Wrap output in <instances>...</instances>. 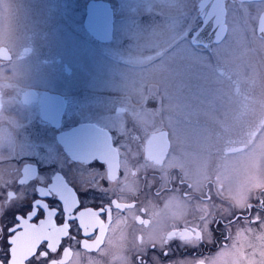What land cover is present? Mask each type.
<instances>
[{
	"label": "flooded vegetation",
	"instance_id": "flooded-vegetation-1",
	"mask_svg": "<svg viewBox=\"0 0 264 264\" xmlns=\"http://www.w3.org/2000/svg\"><path fill=\"white\" fill-rule=\"evenodd\" d=\"M74 1L77 5L70 6ZM90 1L45 0L33 9L32 23L22 24L9 39L0 38V51L7 53L0 56V129L4 130L0 132V226L14 223L39 184L59 179L69 201L68 215L78 217L84 231L93 235H80L75 221L71 233L67 224L57 227L62 219L59 216L57 221L49 217L40 226L34 221L26 229L25 255L41 240L48 239L55 246L66 236L69 238L62 241L65 254L58 264H109L110 255L121 251H132L136 264H157L155 258L168 264L177 258L189 264H219L216 260L225 255L224 248L240 237L242 222L237 217L251 220L258 214L262 220L264 212L249 215V209L244 214L235 205H227L225 181L215 179L221 160L213 162V168L219 166L216 170L208 171L209 145L204 134L198 139L174 141L177 159L190 161L186 179L179 163L165 160L156 133L162 118L167 122L171 115L175 120L177 113L161 116L157 111L154 116L137 117L132 109L141 111L138 91L145 84L160 93L174 91L175 81L165 69L183 68L184 60H173L178 50L173 53L169 48L171 41L156 44L157 36L139 35L152 23L148 15L139 14V7H132L133 0H102L107 3L103 8L109 15L110 37L97 38L85 23ZM163 3L159 1L162 9L167 8ZM175 22L170 25L174 32ZM245 27L248 35L261 40L255 32L257 23ZM132 31L133 40L128 38ZM263 42L257 50H264ZM231 52L228 49V55ZM204 55L215 65L210 54ZM182 79L187 84L188 76ZM201 86L208 99L200 105L192 102L195 125L194 114L209 117L202 107H209L210 86L202 82ZM190 89L195 92L197 87ZM122 105L130 106L128 116L119 112ZM164 106L167 108V102ZM156 107V101L149 100L146 111L152 113ZM105 132L110 136L107 149L100 144ZM257 132L258 128L251 137ZM184 147L191 154L184 153ZM98 148L103 151L99 159L104 168L90 162L93 157L89 154ZM218 154L222 159L223 152ZM158 157L162 158L155 159ZM201 161L206 169L197 163ZM23 169L31 170V183H17L23 179ZM9 193L16 199L9 202ZM257 197L264 199V193L246 205L255 204ZM77 203L81 211L73 213ZM101 209L104 215L99 214ZM197 232L202 234V242L173 238Z\"/></svg>",
	"mask_w": 264,
	"mask_h": 264
},
{
	"label": "snow or ice",
	"instance_id": "snow-or-ice-1",
	"mask_svg": "<svg viewBox=\"0 0 264 264\" xmlns=\"http://www.w3.org/2000/svg\"><path fill=\"white\" fill-rule=\"evenodd\" d=\"M170 2L176 9L178 17L175 22V32L172 36L169 48L175 53L176 50L184 51L195 56L197 59L207 61V67L216 77L217 82L223 84L225 80L230 81L236 85L237 96L240 94V76L241 72L239 66L236 69L229 67L233 61L225 59L228 55V48L225 47V38L232 35L236 30L229 31V15L231 14L232 20L240 18L241 15L251 16L252 8L246 6H264V0H166ZM151 10V6H150ZM258 25L255 32L261 40H264V17H257ZM193 21H195L193 23ZM241 22V20H240ZM242 23V22H241ZM244 31V29H242ZM246 35V31L244 32ZM204 53L210 54L215 59V65L209 61V56ZM6 52L0 51V56L6 55ZM158 56L163 57L164 53H158ZM148 60H153L154 57H148ZM128 62H131L128 59ZM143 62V61H138ZM169 71L175 81L173 87L174 91L165 89L163 93L150 88L147 84L143 85L138 91V95L142 102L141 111L136 112L132 109L134 115L154 116L158 111L162 116L164 112L177 113L176 119L173 120L171 115L168 117L167 122L162 118L161 127L156 133V138L163 151L165 160H171L173 164L179 163L182 175H185L186 166L190 161L184 157L175 155L174 141L179 142L183 136L191 132L196 133V126L191 120L193 115L192 102L197 101L203 104L207 101L208 96L206 90L198 88L193 92L182 79V72L179 67L165 69ZM233 76L237 80L233 81ZM125 87V86H124ZM187 89V91H186ZM146 90V91H145ZM149 100H155L157 107L152 113L147 112ZM167 102V108H165ZM2 106V101H0ZM130 106L122 105L119 112L123 116H128V108ZM126 127V125H125ZM0 132H4L0 129ZM7 138L10 140V134L6 133ZM110 136L108 133H102L101 143L104 149L108 148ZM227 147L223 151V163L216 171L215 179L223 181L229 179L231 175L242 168H255L259 167L261 162H264V139L257 142L253 140L251 144L244 145L243 142L239 143V147H232L230 145L236 144V141L228 140ZM93 157L91 163H95L100 168H104L105 164L99 159L103 155V151L99 148L90 153ZM231 158V159H230ZM94 161V162H93ZM200 167L206 169L205 162H197ZM31 175L30 169H23L21 176L23 179L18 180L17 183L24 184L25 182L31 183L29 176ZM185 175V179H186ZM185 179L181 183H185ZM61 180L57 179L53 182L39 184L36 188L33 198L28 201L20 213L15 215L14 223L10 226H0V264H58L62 256L65 254L62 241L69 237L62 236L61 243L53 246L48 240H41L36 245L35 250L30 255H25V234L26 229L35 223L40 226L43 225L49 217L52 221H57L56 218L62 217L61 222L57 227H63L65 224L68 226V232L73 231L72 224L75 221L76 229L79 230L80 235L88 237L93 235L92 232H85L78 217L75 215L69 216V201L59 187ZM189 188L191 184L187 185ZM187 194H185L186 196ZM10 200L16 199L15 194L9 193ZM78 199V197H77ZM241 208L250 210L249 215L253 213L264 212V199L256 198L255 204H240ZM24 208L27 210L24 211ZM73 213L81 211L80 205L77 203L76 207L71 209ZM104 215V210L101 209L100 213ZM241 219V217H237ZM251 225H260V216L254 215L250 221ZM94 231H98L94 230ZM181 241L191 242L193 239L202 242V234L197 232L195 236L190 233H180L173 237ZM83 247V242H81ZM167 255V252H165Z\"/></svg>",
	"mask_w": 264,
	"mask_h": 264
},
{
	"label": "rangeland",
	"instance_id": "rangeland-1",
	"mask_svg": "<svg viewBox=\"0 0 264 264\" xmlns=\"http://www.w3.org/2000/svg\"><path fill=\"white\" fill-rule=\"evenodd\" d=\"M159 1H163V4L167 8L162 9L163 5L161 6ZM42 2H45V0H0V38L9 39L18 33L17 28L22 24L26 22L32 23V20L35 18L33 14L35 10L33 9L38 6V3L41 5ZM76 3L77 1H74L70 6H76ZM133 6L139 7L136 9L139 14H145L151 18L152 26L150 29H146L144 32L139 33V35L143 34L142 36L145 37L157 36L156 44L159 41H161L160 44L162 45L171 41L174 31L170 25L177 19L178 13L170 2H166V0H133ZM255 7H251L253 12L251 16L241 15L236 20H232L231 14L229 16V30L230 32L233 29L236 31L230 35L232 37H229L225 41V47L232 51L225 59L233 61L229 64V67L236 69L239 66L241 72L239 78V96L236 93V85L227 80L224 81L225 90L223 93V84L217 82L216 77L206 66L205 61L199 60L191 54L184 55V52L180 50L177 51L175 57H172L174 61L178 57H181L178 59L180 63L181 60H184L183 68L181 67L180 69L182 76H188L189 78L187 82L189 88H193V86L194 89L196 87L197 89L198 87L202 88L201 82L203 85L208 83L210 86L209 107H202L205 112H209V117L207 118L203 113L199 115L194 114L193 119L198 120V125H195L196 133L192 134L189 132L180 140L198 139L199 135L202 134L206 136L209 145L208 157H210V168L208 171L211 169L216 170L219 167L213 168V162L218 164L221 160L222 165L223 160L219 158L218 152H223L222 150L229 146L226 143L228 140L236 141V144L230 145L235 147L241 142L244 145H248L253 140L259 142L264 139V50H257L260 42L263 41L257 40L256 37L254 39L250 34H244L246 25L250 23L256 24L257 16L262 6L256 9ZM159 11L162 13L159 14ZM143 19L146 23L150 22V19L148 20L146 17ZM135 23H139V21L132 22V24ZM133 33V31L132 33H128V36L130 35L128 38L133 40ZM153 33L156 35H151ZM254 46L256 47L254 48ZM209 61L213 64L212 58ZM203 63L206 65L203 66ZM234 77L233 80H237V77L235 79ZM220 95L221 98H219ZM194 104L196 105L197 101H194ZM198 104L200 105V103ZM257 128L258 132L254 137H251L252 132ZM146 129H149V127ZM206 139L204 140L205 142ZM15 146L17 147V143H14ZM183 149L184 153L188 151L191 154L188 147H184ZM203 150H205V147ZM199 151L201 150L199 149ZM202 176L204 177L203 174ZM224 181L227 191V205H235L237 210L241 209L246 214L248 213V209L241 208L240 204L246 205L249 199L260 193H264V162H261L259 167L242 168ZM228 198L231 199L232 203L228 201ZM242 218L240 219L242 222H240L242 227L240 237H237L224 248L225 255L221 256V254H217L219 258L216 261H219V264H264V218H262L260 225L254 226L250 224V219H244V216ZM131 242L135 243L132 240ZM131 253L132 251L126 254L125 251L116 252L114 255H110L108 262L109 264H136L131 257ZM126 257L127 263L125 262ZM155 261L157 264H168L162 259L155 258ZM155 261L153 260L154 263ZM170 261L169 264H189L180 258H177V260L170 259ZM98 264H104V262H98Z\"/></svg>",
	"mask_w": 264,
	"mask_h": 264
},
{
	"label": "water",
	"instance_id": "water-1",
	"mask_svg": "<svg viewBox=\"0 0 264 264\" xmlns=\"http://www.w3.org/2000/svg\"><path fill=\"white\" fill-rule=\"evenodd\" d=\"M106 4V2L103 3L101 1H91L88 7V12L85 17V23L88 29L91 31L92 34H94L97 38L100 39L110 37V29L108 28V25L110 24V21L108 19L109 15L106 9L103 8L104 6H107ZM260 17H264V11L262 12ZM161 158L158 157L155 159L160 160Z\"/></svg>",
	"mask_w": 264,
	"mask_h": 264
},
{
	"label": "bare ground",
	"instance_id": "bare-ground-1",
	"mask_svg": "<svg viewBox=\"0 0 264 264\" xmlns=\"http://www.w3.org/2000/svg\"><path fill=\"white\" fill-rule=\"evenodd\" d=\"M91 1H101V2L104 3V1H102V0H91ZM91 1H90V2L88 3V5H87V8H86V14H87V12H88V7H89V4L91 3ZM96 9H97V8H96ZM263 11H264V9L258 13V16H259V17L261 16V14H262ZM258 16H257V17H258ZM256 23H257V25H258V19L256 20ZM261 221H262V220H261Z\"/></svg>",
	"mask_w": 264,
	"mask_h": 264
}]
</instances>
